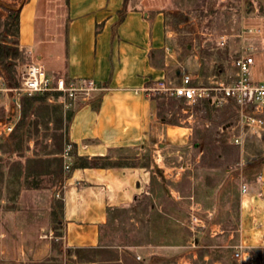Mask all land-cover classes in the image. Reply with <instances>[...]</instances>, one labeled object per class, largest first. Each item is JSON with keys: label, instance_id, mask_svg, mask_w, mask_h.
I'll return each mask as SVG.
<instances>
[{"label": "crops", "instance_id": "0c3cea01", "mask_svg": "<svg viewBox=\"0 0 264 264\" xmlns=\"http://www.w3.org/2000/svg\"><path fill=\"white\" fill-rule=\"evenodd\" d=\"M125 1L24 0L18 8L19 48L43 64L48 73L92 79L98 89L90 99L75 102L68 126L73 161L60 187L22 188L17 201L0 207V264H42L60 256L61 245L102 249L110 256L91 264H131L127 252L142 257V261L133 260L134 264L188 262L185 254L176 260L169 242L163 246L150 242L152 233L149 239L142 234L144 241L133 246L106 244L117 211L154 190L153 162L148 166H75V154L111 161L117 159L116 150L146 149L155 120L152 88L162 79L179 82L182 73L170 45L167 11L130 4L125 9ZM1 96L7 117L0 118V124L10 122L16 127L21 106L9 94ZM171 127L161 128L170 141L189 129ZM243 195L237 241L255 249L263 262L264 161L257 185ZM59 196L64 203L61 216L53 210V200ZM55 223H61V236L55 234Z\"/></svg>", "mask_w": 264, "mask_h": 264}, {"label": "rangeland", "instance_id": "374dc122", "mask_svg": "<svg viewBox=\"0 0 264 264\" xmlns=\"http://www.w3.org/2000/svg\"><path fill=\"white\" fill-rule=\"evenodd\" d=\"M23 1L0 0V49H9L11 53L15 45V13ZM128 2L147 8L159 6L167 11V29L172 34L170 45L179 61L177 68L190 73L196 82L206 83L213 76L225 77L232 71L234 59L245 54L255 59L252 77L264 78V0ZM13 61L20 81L22 71L33 57L19 48V55ZM2 66L0 60V69ZM0 77L3 79L2 74ZM153 97L155 120L149 146L144 150H116L117 159L110 162L131 166H148L153 162L154 190L151 194L144 193L130 207L117 211L106 244L133 246L144 241L142 234L149 239L152 233L154 240L149 239L150 242L161 246L169 242L177 253L176 260L180 255L187 256L186 264H239L233 252L239 244L236 232L244 201L243 187L251 190L260 180L264 126L252 129L240 124L232 107L216 109L205 102L188 106L161 91H155ZM4 99L0 97L2 120L7 117ZM75 102L64 106L58 96H50L45 105L38 102L44 111L39 115L26 114L17 147L13 145L15 132L0 134V207L8 206L24 184L23 175L18 182V176L10 169L19 161L35 153L43 158L50 153L52 159L54 152H58L62 170L66 172L64 154L68 145H71L69 159L73 161L74 147L68 138V126ZM167 124L176 131L181 129L175 126L189 128L188 133L170 141L161 129ZM55 163L40 162L30 169L56 173ZM56 174L50 180L59 188ZM33 180L36 181L34 177L29 181ZM257 194L261 196L262 192ZM53 227L55 234L61 236V223ZM166 237L172 240L166 241ZM60 249V256L42 264H91L93 260L110 257L102 249H72L63 245ZM127 253L131 264L133 260L142 261L137 254Z\"/></svg>", "mask_w": 264, "mask_h": 264}, {"label": "built area", "instance_id": "2783aa9c", "mask_svg": "<svg viewBox=\"0 0 264 264\" xmlns=\"http://www.w3.org/2000/svg\"><path fill=\"white\" fill-rule=\"evenodd\" d=\"M254 62L252 55L245 54L234 59L232 71L221 79L213 76L206 83H200L195 82L190 73L183 72L179 82L162 79L157 81L152 89L167 93L188 106L207 102L216 109L232 107L240 124L252 129L261 128L264 126V80H255L250 74ZM97 89L98 86L92 79L75 80L52 75L37 61H32L26 66L17 86L9 85L0 77V93L9 94L18 106H21V97L24 95L56 92L61 103L69 107L78 99H90ZM14 127L10 122L0 124V134L12 133ZM70 147L71 145L67 146L64 154L66 172L72 165L69 159ZM246 191L244 186L243 192ZM233 258L239 264H261L255 249L244 243L236 246Z\"/></svg>", "mask_w": 264, "mask_h": 264}, {"label": "trees", "instance_id": "16d2710c", "mask_svg": "<svg viewBox=\"0 0 264 264\" xmlns=\"http://www.w3.org/2000/svg\"><path fill=\"white\" fill-rule=\"evenodd\" d=\"M125 9L127 8L129 2L128 0L125 1ZM124 9V10H125ZM15 19H16V33H15V45H14V51L11 53L9 49H0V60L1 64H3L2 68L0 69V76L1 74L3 75V79L6 83H8L11 86H17L19 84V76L16 71V63H14L13 59L17 58L19 55V44H18V12L15 13ZM7 58H10L8 61ZM57 97L58 93L56 92H46L43 94H35L32 96L24 95L21 97V102H22V117L16 128L14 129L15 138L13 139V145L17 147L16 145L19 144V141H21L22 134H19L22 127H24L25 121H26V114L29 112V114L33 115H39L40 112H43L44 110H41L42 104L45 103V100L48 99L49 97ZM41 105H38V102H41ZM40 104V103H39ZM45 105V104H44ZM47 106V105H46ZM49 108V107H47ZM72 116V113H71ZM69 116V118H71ZM73 145V144H72ZM18 149H14V152H17ZM50 154V153H49ZM46 155V157H40V154L35 153V156L33 157H27L25 161H19V163H16L12 166L11 172L13 173L14 176H18L17 180L18 182H21V175H23V186L22 188H38V187H43L47 186L50 188H57V184H52L51 182V175L54 177L56 174L58 179V184H62L63 178H64V172L62 170V161L59 159V153L54 152L52 155L53 158L49 159L50 155ZM48 156V158H47ZM39 157V158H38ZM43 158V159H42ZM76 162L75 166H82V167H104L107 165H116V163H111L108 161L107 157H94V158H87V157H80L75 154ZM23 162V163H22ZM44 163V162H53L55 163V170H58L56 173L49 172L48 170H31L30 167L31 165H37L38 163ZM49 165V164H48ZM53 168V167H52ZM51 168V169H52ZM45 176V177H43ZM35 178L36 181H29L32 178ZM47 179V180H46ZM48 182V184L45 183V181ZM54 183V182H53ZM60 187V186H59ZM21 188V189H22ZM20 190L16 191L15 198L13 201H17L18 195L20 193ZM63 199L61 197H55L53 200V210H57L58 216L62 215V209H63Z\"/></svg>", "mask_w": 264, "mask_h": 264}]
</instances>
